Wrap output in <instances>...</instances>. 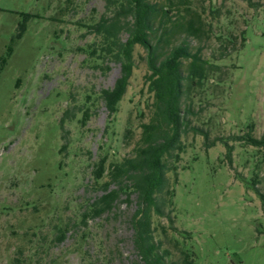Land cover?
Instances as JSON below:
<instances>
[{
  "label": "rangeland",
  "instance_id": "374dc122",
  "mask_svg": "<svg viewBox=\"0 0 264 264\" xmlns=\"http://www.w3.org/2000/svg\"><path fill=\"white\" fill-rule=\"evenodd\" d=\"M156 1L171 2L172 20L199 29L172 41L187 38L220 69L190 100L191 124L213 145L193 131L181 137L176 183L167 174L177 232L153 214L154 239L178 264L183 246L195 264H264V205L251 186L256 176L264 195V148L234 139L250 123L252 136L264 137V0ZM103 13V0H0V264H144L133 242L135 195L91 212L110 165L133 154L153 101L136 47L126 92L107 119L100 94L119 70L101 53L90 55L99 38L86 28Z\"/></svg>",
  "mask_w": 264,
  "mask_h": 264
},
{
  "label": "trees",
  "instance_id": "16d2710c",
  "mask_svg": "<svg viewBox=\"0 0 264 264\" xmlns=\"http://www.w3.org/2000/svg\"><path fill=\"white\" fill-rule=\"evenodd\" d=\"M170 2V0H168ZM104 13L98 21L86 26L88 34L99 38V43L92 48L90 55L99 52L105 60L118 66L119 74L109 89H103L100 97L106 110L107 119L117 112L129 84V78L135 65L136 47L143 50L141 56L147 68L145 77L148 92L152 94L151 117L140 124V138L133 149V154L120 162L110 165L108 182L101 185L102 195L91 204L92 215L112 208L120 194L129 201L135 195L137 209L131 225L134 233V245L144 264H178L168 259L169 251L161 249V243L153 236L152 215L165 217L172 227L171 213L174 207V188H171L167 174L174 173L176 183L177 166L180 155L184 152L181 137L188 131L199 133L208 142V131L193 126L190 114L192 92L202 89L210 82V75L216 74L219 67L201 56V49H190L187 38L179 42L172 40L178 33L186 37L197 36L199 29L192 21L186 24L180 19L172 20L170 6L160 5L156 0H103ZM180 3L183 0H179ZM167 7V8H165ZM26 19L28 16H24ZM183 19V18H181ZM170 24V25H168ZM24 25L16 37L24 32ZM94 45V44H93ZM188 62L185 71L184 63ZM108 69V66H105ZM222 80L217 79L216 84ZM247 132L234 139L252 147L264 148V137L252 136L253 124L246 126ZM131 130L126 128L125 135ZM228 164L231 163V146L224 142ZM171 160V164L168 162ZM106 159L100 158L92 171L95 180L105 172ZM115 184L116 188L110 189ZM258 179L251 180V186L264 205V195L256 189ZM184 243L190 239L187 232H180ZM187 246L180 248L181 264H195L194 253Z\"/></svg>",
  "mask_w": 264,
  "mask_h": 264
}]
</instances>
